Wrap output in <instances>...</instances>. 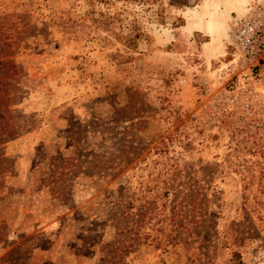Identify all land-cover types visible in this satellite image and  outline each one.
<instances>
[{
  "label": "rangeland",
  "instance_id": "rangeland-1",
  "mask_svg": "<svg viewBox=\"0 0 264 264\" xmlns=\"http://www.w3.org/2000/svg\"><path fill=\"white\" fill-rule=\"evenodd\" d=\"M263 15L0 0V264H264V48L250 60L230 39ZM96 156L121 163L104 174ZM69 157L80 169L52 189Z\"/></svg>",
  "mask_w": 264,
  "mask_h": 264
},
{
  "label": "trees",
  "instance_id": "trees-1",
  "mask_svg": "<svg viewBox=\"0 0 264 264\" xmlns=\"http://www.w3.org/2000/svg\"><path fill=\"white\" fill-rule=\"evenodd\" d=\"M127 1V0H126ZM142 2H148V0H139ZM125 42H127L128 45H131L132 39L129 37H126ZM10 65V64H9ZM2 67L7 68L6 61H0V70ZM4 84L1 81L0 76V142L9 133L10 129L7 124L8 121L5 120L4 117V100H5V94L4 92ZM121 151V150H119ZM7 161L2 158V155L0 154V184L2 183V175L3 173L8 170ZM64 162V164H62ZM80 161H78L76 158H66V159H57L55 160L54 164L51 165V169L48 172V186H51L52 189H56L58 191H64L71 183L72 177L74 176V173L80 169ZM91 162H89L90 164ZM94 168H97L100 172L106 174L108 171H113L120 163L119 158H107L103 159L101 156H96L93 161ZM64 169H66V172H64Z\"/></svg>",
  "mask_w": 264,
  "mask_h": 264
},
{
  "label": "built area",
  "instance_id": "built-area-1",
  "mask_svg": "<svg viewBox=\"0 0 264 264\" xmlns=\"http://www.w3.org/2000/svg\"><path fill=\"white\" fill-rule=\"evenodd\" d=\"M259 27H263L261 38L258 35ZM230 39L236 44L241 55L247 56L250 60H255V57L264 48V15L261 21L256 20L255 17H250L239 26H235L231 31Z\"/></svg>",
  "mask_w": 264,
  "mask_h": 264
}]
</instances>
